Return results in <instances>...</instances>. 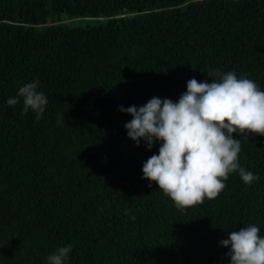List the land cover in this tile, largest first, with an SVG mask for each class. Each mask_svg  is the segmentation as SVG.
<instances>
[{"label": "trees", "instance_id": "1", "mask_svg": "<svg viewBox=\"0 0 264 264\" xmlns=\"http://www.w3.org/2000/svg\"><path fill=\"white\" fill-rule=\"evenodd\" d=\"M212 70L264 90V0H0V264L68 244L69 264H229V232L264 236V136L234 134L259 181L230 174L181 212L142 179L159 145L135 146L118 111L176 102ZM33 79L49 100L39 120L6 103Z\"/></svg>", "mask_w": 264, "mask_h": 264}, {"label": "clouds", "instance_id": "2", "mask_svg": "<svg viewBox=\"0 0 264 264\" xmlns=\"http://www.w3.org/2000/svg\"><path fill=\"white\" fill-rule=\"evenodd\" d=\"M210 76L215 79L188 80L176 102L152 97L140 107L118 108L132 117L124 127L135 146L143 142L151 151L159 145L143 163L142 179L149 188L155 183L181 212L217 198L230 174L237 173L247 186L260 179L240 165L239 154L241 137L264 136V90L235 72L212 70ZM39 89V79H33L6 103H22L21 114L31 112L39 120L49 103ZM219 246L229 249V264H264V236L256 224L229 232ZM71 251V244L57 247L45 264H69Z\"/></svg>", "mask_w": 264, "mask_h": 264}]
</instances>
